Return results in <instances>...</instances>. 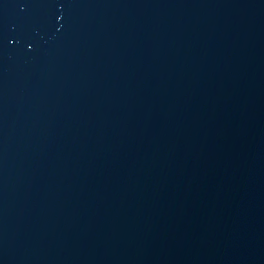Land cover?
Here are the masks:
<instances>
[{
  "label": "water",
  "instance_id": "95a60500",
  "mask_svg": "<svg viewBox=\"0 0 264 264\" xmlns=\"http://www.w3.org/2000/svg\"><path fill=\"white\" fill-rule=\"evenodd\" d=\"M0 264H264V0H0Z\"/></svg>",
  "mask_w": 264,
  "mask_h": 264
}]
</instances>
